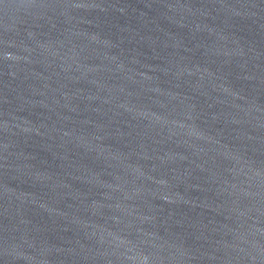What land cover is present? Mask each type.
Returning a JSON list of instances; mask_svg holds the SVG:
<instances>
[{
	"label": "water",
	"instance_id": "obj_1",
	"mask_svg": "<svg viewBox=\"0 0 264 264\" xmlns=\"http://www.w3.org/2000/svg\"><path fill=\"white\" fill-rule=\"evenodd\" d=\"M0 264H264V0H0Z\"/></svg>",
	"mask_w": 264,
	"mask_h": 264
}]
</instances>
